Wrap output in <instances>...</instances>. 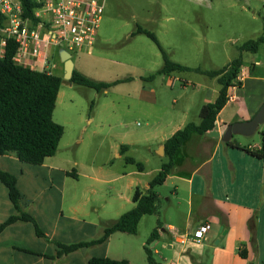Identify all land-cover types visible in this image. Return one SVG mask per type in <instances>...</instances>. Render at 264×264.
I'll list each match as a JSON object with an SVG mask.
<instances>
[{
    "label": "crops",
    "instance_id": "1",
    "mask_svg": "<svg viewBox=\"0 0 264 264\" xmlns=\"http://www.w3.org/2000/svg\"><path fill=\"white\" fill-rule=\"evenodd\" d=\"M98 41L99 38L96 44ZM240 76L242 86L229 89L230 99L220 111L215 128L205 135L192 134L181 148L185 154L175 155V167L161 185L172 180V196L167 197L169 206L163 209L164 213L159 210L156 214L143 216L136 234L117 231L104 243L60 256L55 243L99 239L106 226L135 206V189L147 191L149 182L164 162L157 165L152 171L153 176L145 181L144 162L128 155L137 145L135 142L120 144L115 156L124 159L126 166L122 171L108 173L112 176L109 181L117 184L107 188L72 183V179L79 182L83 177L93 178L90 173L100 174L101 169L72 160L67 155L59 156L61 142L57 153L47 157L41 165L26 163L15 154L0 155V169L17 177L22 194L20 209L33 215L46 235L39 236L34 224L28 221L19 220L9 225L0 233V264H88L96 256L127 260L128 264H149L146 236L140 234L146 217H155L150 220L151 232L161 222L159 236L152 245H159V248L151 249L156 258V255L161 256V260H157L163 264H264V160L241 149L244 146L240 143L239 147H232L223 140L229 124L253 118L264 103V92L255 99L244 92L251 76L244 72L243 66ZM169 84L174 86L171 80ZM220 88L214 90V99H207L204 104L215 101ZM151 92L155 91L143 88L139 97L143 101H155L156 94L151 97ZM61 94L62 86L58 99ZM233 101L239 102L236 112L228 111ZM93 120L91 117L88 122ZM185 125L174 128L173 124L169 135L162 133L154 151L157 157L166 156L159 154L158 149ZM122 145L127 146L124 151ZM249 146L260 147L261 144ZM228 149L244 151L247 158L236 163ZM129 157L142 162L143 171L129 163L126 160ZM58 180L61 183H57ZM17 213L8 188L0 180V224ZM205 223L211 224L207 239L194 241L195 231ZM242 249L246 250L247 257L241 255Z\"/></svg>",
    "mask_w": 264,
    "mask_h": 264
},
{
    "label": "rangeland",
    "instance_id": "2",
    "mask_svg": "<svg viewBox=\"0 0 264 264\" xmlns=\"http://www.w3.org/2000/svg\"><path fill=\"white\" fill-rule=\"evenodd\" d=\"M102 1L99 41L90 54L85 50L72 53L75 67L96 80L131 79L100 91L65 79L53 119L65 127L59 156L67 155L101 169L100 174L90 173L93 178L83 177L79 182L73 179L71 182L107 188L117 184L109 181L112 176L108 173L122 171L126 166L124 159L115 156L120 144H137L128 155L144 162L146 175L143 178L150 179L157 165L169 161L167 156L157 157L154 153L158 138L162 133L169 135L173 124L175 128L189 122L199 123L202 105L207 99H214V90L220 88L217 78L197 71L174 72L149 79L163 67L162 53L151 38L145 34L132 36V33L139 26L154 32L173 61L203 71L223 68L241 55L243 70L251 76L244 92L255 99L264 92V44L256 53L241 52L239 46L262 36L264 1ZM51 64L55 66L53 73L64 77L58 48L53 49ZM170 80L174 82L173 87ZM143 88L155 91L150 94L151 97L156 94V100L143 101L139 97ZM238 106L239 102L233 101L228 111L236 112ZM91 117L94 120L89 123ZM263 130L264 123L255 133H237L230 141L244 147L261 144ZM228 150L236 163L247 158L244 151ZM179 154L181 157L185 151ZM156 190L161 194L159 210L164 213L163 209L169 206L167 197L172 196V180ZM151 218L155 217L143 220L140 234L146 236L145 243L154 250L159 245L152 246L154 241L149 243ZM156 256L161 260L160 255Z\"/></svg>",
    "mask_w": 264,
    "mask_h": 264
},
{
    "label": "trees",
    "instance_id": "3",
    "mask_svg": "<svg viewBox=\"0 0 264 264\" xmlns=\"http://www.w3.org/2000/svg\"><path fill=\"white\" fill-rule=\"evenodd\" d=\"M22 2L25 13L32 15L33 9L37 6L36 0H22ZM3 20L0 14V24ZM136 34H145L151 38L158 46L164 59L163 67L150 75L149 79L173 72L197 71L217 78L221 86L219 94L215 101L202 106L200 110L201 121L199 123H187L165 141V155L169 158V161L164 163L151 179L147 191L143 192L140 188L135 189L133 194L135 206L121 215L112 224L106 226L104 234L99 239L72 244L55 242L59 247V256L80 248L104 243L111 234L117 231L136 234L143 216L159 212L160 196L156 187L164 184L167 177L172 173L175 167V155L181 152V148L192 134L205 135L215 128L220 111L230 99L229 89L231 87L242 86V81L239 80L243 66L241 55L223 68L203 71L200 68H191L173 61L154 32L139 26L137 31L132 33V35ZM261 44H264V29L262 36L256 40L250 39L244 42L239 46V50L241 52L250 51L256 53ZM16 50L17 44L14 40L10 39L5 46L4 55L0 56V155L15 154L26 163L41 165L47 157L54 156L57 153L59 144L65 133V127L53 119L64 77L63 75L45 71L32 70L29 67L17 64L13 60ZM129 79L131 78L117 79L112 82L100 81L74 69L73 76L69 82L100 91ZM225 143L228 146L239 147L238 144L230 140ZM126 148L127 146H121L122 151ZM241 149L254 157L264 160V130L262 132L260 147L248 146ZM126 160L131 164H135L140 171H143L144 165L142 162H137L131 157ZM69 175H72V173L69 172ZM0 180L8 188L9 197L19 212L11 215L5 222L0 224V233L9 225L22 220L33 223L37 234L45 237L46 235L36 218L20 209L22 194L16 175L0 169ZM161 227L162 225L159 221L150 235L149 243L158 238V229ZM145 250L149 264H163L157 260L154 251L149 246H146ZM240 253L243 257H247L245 249H242ZM88 264H128V261L96 256L91 258Z\"/></svg>",
    "mask_w": 264,
    "mask_h": 264
},
{
    "label": "built area",
    "instance_id": "4",
    "mask_svg": "<svg viewBox=\"0 0 264 264\" xmlns=\"http://www.w3.org/2000/svg\"><path fill=\"white\" fill-rule=\"evenodd\" d=\"M264 1V0H263ZM32 15H27L22 0H0V56L8 40L17 44L13 60L36 71L53 73V49L64 48L71 54L85 50L89 54L99 36L104 9L102 0H36ZM239 80H243L239 76ZM211 224H201L193 235L203 242Z\"/></svg>",
    "mask_w": 264,
    "mask_h": 264
},
{
    "label": "water",
    "instance_id": "5",
    "mask_svg": "<svg viewBox=\"0 0 264 264\" xmlns=\"http://www.w3.org/2000/svg\"><path fill=\"white\" fill-rule=\"evenodd\" d=\"M61 61L64 64V79L70 80L73 76L75 63L72 58V54L66 49L62 48L59 50ZM264 123V103L260 109L256 112L253 118L245 121H237L228 125L225 134L223 136L224 141L230 140V138L237 133L243 135H251L255 133L259 126ZM159 154H165V147L161 146L158 149Z\"/></svg>",
    "mask_w": 264,
    "mask_h": 264
}]
</instances>
